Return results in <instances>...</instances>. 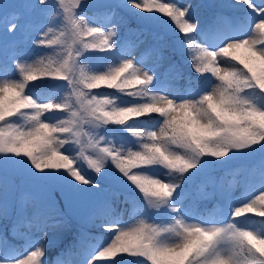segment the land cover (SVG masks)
<instances>
[{"label":"snow or ice","instance_id":"1","mask_svg":"<svg viewBox=\"0 0 264 264\" xmlns=\"http://www.w3.org/2000/svg\"><path fill=\"white\" fill-rule=\"evenodd\" d=\"M256 149L264 0H0V264H49V230L76 233L52 264H264V161L238 200L185 202Z\"/></svg>","mask_w":264,"mask_h":264},{"label":"trees","instance_id":"2","mask_svg":"<svg viewBox=\"0 0 264 264\" xmlns=\"http://www.w3.org/2000/svg\"><path fill=\"white\" fill-rule=\"evenodd\" d=\"M200 2V6L206 5L208 3H220V2H228L227 0H198ZM113 2V1H111ZM200 12L203 14V8L199 7ZM107 67V66H106ZM181 85L185 84V81H180ZM111 91V90H109ZM235 158V157H233ZM262 161H264V155L261 159L260 164H262ZM243 165L237 164L235 165V168H226V166H221L218 170L214 171L212 175L217 176V180L220 181V186L223 185L224 188H226L230 194V199L238 200L242 194L245 191H251L252 189L259 186L260 183L255 185H244L242 182L240 175L243 172ZM214 186L213 183L209 182L207 176L201 175L194 178L191 184L185 185V202L188 200H191V202L194 204L193 208L195 210H201L205 208L208 204V200H204L203 196L207 193H210V188ZM220 186L218 187L219 194H220ZM123 197H121L120 200L116 201V207L119 210H125L128 208L127 205H125L123 202ZM212 201V200H211ZM238 206V205H237ZM131 212L130 211H123V219L128 220ZM141 218V217H138ZM238 220H241L243 222V218H237ZM255 220H259V217H253ZM5 221L0 220V225L4 224ZM8 226L11 225V222H7ZM91 226L87 228V230L90 232ZM76 233H67L63 234L60 231L56 233H48V245H47V252H46V259L49 261L51 257L64 250L68 245L72 244L74 242V236ZM92 236V235H90ZM83 237V236H82ZM82 241L84 243L85 239L82 238ZM126 262V261H125Z\"/></svg>","mask_w":264,"mask_h":264},{"label":"rangeland","instance_id":"3","mask_svg":"<svg viewBox=\"0 0 264 264\" xmlns=\"http://www.w3.org/2000/svg\"><path fill=\"white\" fill-rule=\"evenodd\" d=\"M113 0H91V2H105V3H110ZM228 2H231V0H227ZM8 2H17V0H8ZM183 3H188L191 2L192 4H195V6H200L198 3V0H181ZM11 11V10H9ZM197 15H200L201 12L198 11V7L196 8ZM145 38V37H144ZM150 55L146 56V61L150 63ZM264 154L260 152L259 149H256L253 153H246L242 155H237L235 158H232L230 161H228L225 165L223 166H228L231 168H235V165L237 164H242L244 168V173L241 175L242 180H247L249 184H258L260 183V172H261V159ZM214 177V175H213ZM215 186L219 187L220 184L217 180H215ZM204 198H209L208 194L204 196ZM214 209H217L214 207ZM99 221H97L98 223ZM25 228V227H24ZM94 228L98 230L95 226ZM11 229V226H10ZM25 230H28L25 228ZM29 231V230H28ZM33 232L35 230H32ZM99 231V230H98ZM48 232H56L53 230H49ZM22 234V230L18 229V232L16 236L14 237L13 234L10 231V235H12L13 239L16 241L19 239L20 235ZM9 243H14L11 242V240L8 239ZM93 243V241H88L87 244ZM75 259V258H74ZM56 260V259H55ZM128 263V261H127Z\"/></svg>","mask_w":264,"mask_h":264}]
</instances>
